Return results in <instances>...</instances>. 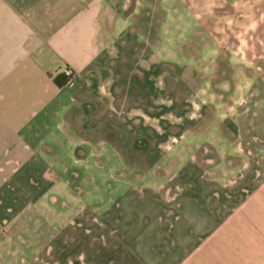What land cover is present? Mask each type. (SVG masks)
Instances as JSON below:
<instances>
[{
	"label": "crops",
	"instance_id": "obj_1",
	"mask_svg": "<svg viewBox=\"0 0 264 264\" xmlns=\"http://www.w3.org/2000/svg\"><path fill=\"white\" fill-rule=\"evenodd\" d=\"M130 1L133 6L137 2ZM127 2L0 0V208L7 214L5 227L23 215L26 206L57 202L59 174L46 159L56 150L55 140L70 141L77 160L87 155L80 143H108L121 163L119 178L142 181L149 172L155 185L128 189L99 215L82 208L40 249L42 257H36L35 264H264L261 107L256 113L254 104L244 100L242 131L240 123L233 122L236 132L217 137L235 140L239 152L225 149L223 155L216 150L208 160L201 148L182 163L183 150L177 149L181 139L209 137L179 132L176 144L161 153L166 173L158 175L152 166L130 175V166L125 169L114 145L119 134L109 136L108 127L116 123L129 129L135 144L148 145L150 134L141 127L151 128L141 118L153 114L148 111L152 102L139 101V78L151 82L155 72L138 69V53L132 48L140 35L132 26L131 11L125 12ZM123 19L129 21L125 35L124 29L116 31ZM108 30L112 53L101 38ZM65 69L72 75L58 85L55 78ZM208 107L212 105L202 110ZM254 113L249 131L245 124ZM224 121L235 128L231 118ZM126 134L122 131L119 137L127 139ZM152 134L154 139L163 137L160 140L170 136ZM235 152L239 154L230 155ZM68 176L65 183L78 174L70 170ZM20 239L25 245L27 240Z\"/></svg>",
	"mask_w": 264,
	"mask_h": 264
},
{
	"label": "rangeland",
	"instance_id": "obj_2",
	"mask_svg": "<svg viewBox=\"0 0 264 264\" xmlns=\"http://www.w3.org/2000/svg\"><path fill=\"white\" fill-rule=\"evenodd\" d=\"M130 2L128 0L125 12L131 11L132 26H136L140 35L138 46L132 48L138 53V69L141 72L147 67L154 68L155 72L149 78L151 82L139 78V101L152 102L148 111L153 113L149 115L153 118H141L142 123L148 121L151 128L148 131L146 125L141 127L144 134H150L148 145L144 146L142 141L135 144L129 129L122 130L116 123L111 122L108 127L112 137L127 132V139L118 136L114 145L125 169L130 166L128 174L147 166H152L158 175L162 171L166 173L167 169L162 165L167 162L161 153L176 144L179 132H201L204 134L199 136L209 137V141L205 137L192 141L188 139L190 135L181 139L177 149L183 150L182 163L191 161L201 148L207 150L208 160L216 150L223 155L225 149L231 151L234 148L239 152L240 146L235 140L221 141L217 137L223 133L233 134L239 123L242 131L243 120L239 113L244 100L254 104V112L257 113L260 107L264 110V0H137L134 6ZM119 23L116 31L124 29L125 35L127 29L124 27L129 21L123 19ZM108 32L107 35L103 32L101 38L107 52L112 53L115 48L110 44L111 32ZM222 103L229 104V108H222ZM211 105L212 108L202 110V106ZM230 112H233L232 117ZM256 113L246 121L249 131L254 127ZM224 117L231 118V123H236L233 124L235 128L226 126ZM152 132L155 136L161 133L170 136L165 140H160L163 137L154 139ZM53 143L56 150L46 154V159L59 174L60 186L54 190L57 202L26 206L23 215L7 222L6 227L4 217L7 214L0 208V264H35V258L42 255L40 249L82 208L99 215L128 189L155 185L152 183L157 181L149 172L142 181L119 178L116 170L121 163L108 143L98 147L80 143L87 152L83 160L73 156L70 141L61 137ZM149 149L156 150V154L150 153ZM238 152L229 154L237 156ZM176 166L173 164L172 168ZM70 170L78 176L71 183H65ZM20 238L27 240L25 245L21 244Z\"/></svg>",
	"mask_w": 264,
	"mask_h": 264
},
{
	"label": "trees",
	"instance_id": "obj_3",
	"mask_svg": "<svg viewBox=\"0 0 264 264\" xmlns=\"http://www.w3.org/2000/svg\"><path fill=\"white\" fill-rule=\"evenodd\" d=\"M68 77L63 73L56 76L55 81L58 85H63L67 81Z\"/></svg>",
	"mask_w": 264,
	"mask_h": 264
},
{
	"label": "built area",
	"instance_id": "obj_4",
	"mask_svg": "<svg viewBox=\"0 0 264 264\" xmlns=\"http://www.w3.org/2000/svg\"><path fill=\"white\" fill-rule=\"evenodd\" d=\"M63 74H64L65 76H67V77H70V76L72 75V71H71L70 69H65V70L63 71Z\"/></svg>",
	"mask_w": 264,
	"mask_h": 264
}]
</instances>
